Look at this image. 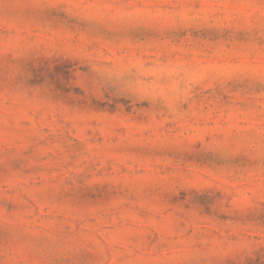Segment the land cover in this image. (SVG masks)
<instances>
[{
    "label": "rangeland",
    "instance_id": "1",
    "mask_svg": "<svg viewBox=\"0 0 264 264\" xmlns=\"http://www.w3.org/2000/svg\"><path fill=\"white\" fill-rule=\"evenodd\" d=\"M0 264H264V0H0Z\"/></svg>",
    "mask_w": 264,
    "mask_h": 264
}]
</instances>
